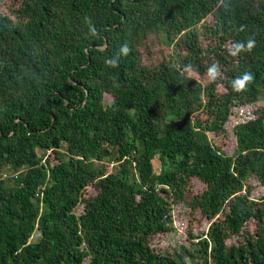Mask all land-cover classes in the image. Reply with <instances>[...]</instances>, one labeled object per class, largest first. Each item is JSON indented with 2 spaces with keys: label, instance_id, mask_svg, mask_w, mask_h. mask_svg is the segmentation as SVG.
I'll return each mask as SVG.
<instances>
[{
  "label": "trees",
  "instance_id": "trees-1",
  "mask_svg": "<svg viewBox=\"0 0 264 264\" xmlns=\"http://www.w3.org/2000/svg\"><path fill=\"white\" fill-rule=\"evenodd\" d=\"M11 2L0 10V264H264V195L252 194L264 188V106L247 110L264 100V0ZM250 38V52L229 54Z\"/></svg>",
  "mask_w": 264,
  "mask_h": 264
},
{
  "label": "rangeland",
  "instance_id": "rangeland-1",
  "mask_svg": "<svg viewBox=\"0 0 264 264\" xmlns=\"http://www.w3.org/2000/svg\"><path fill=\"white\" fill-rule=\"evenodd\" d=\"M12 0H0V10L1 11H7L8 10V4H11ZM161 41H163L165 39V37H158ZM166 43V42H164ZM169 51V55H172L173 54V50H174V45H171L168 49ZM194 75V74H193ZM202 81H204L202 79ZM205 82V81H204ZM105 99L107 102H110L113 100V96L111 94H106L105 95ZM247 110L249 111L251 109V107H257V106H264V100L262 101H258L256 104L254 103H250V104H247ZM248 111L245 110V113L248 114ZM251 115V114H250ZM251 117H253L251 115ZM175 118V116H172V117H169L167 116L166 119L167 120H173ZM175 120V119H174ZM227 133H228V137L230 139V142L231 144L233 145H236V142H237V139H236V135H235V132H234V128L232 127V125H227ZM209 136L212 137V133H209ZM108 149H110L108 146H106ZM105 163V162H104ZM109 171L110 170H113L116 165H117V162H107L106 163ZM158 164L159 163H156L155 162V167L158 168ZM8 173L9 171L6 170L5 172L2 173V176L6 177L8 176ZM246 182H249V183H254V180L252 179H247ZM249 186L251 187H254V185H245L244 188H249ZM205 188V185H190V189L189 191L192 193H198V192H201L203 189ZM247 188V189H248ZM246 189V190H247ZM90 190H92V187H89V190H87V192H90ZM253 196L257 199L261 198L263 195H264V188L261 187V186H256V188L253 190L252 192ZM175 209V208H174ZM177 209V208H176ZM185 211H183L182 213H180L179 215H176L173 219H174V225L176 226L177 228V235H174V239L177 241L179 238L183 237L185 235V227H186V213H187V204L185 206ZM82 211V205H80L76 212L77 213H80ZM213 223V220L211 221H204L202 226H200V232H207L209 229H210V226L211 224ZM176 241H174V245H177L179 242L176 243ZM233 242L236 241V239H233L232 240ZM187 246L189 245L188 243L186 244ZM183 247V246H182ZM181 249V247H180ZM181 259H182V264H193V261H191V256L190 255H185V254H179Z\"/></svg>",
  "mask_w": 264,
  "mask_h": 264
},
{
  "label": "clouds",
  "instance_id": "clouds-1",
  "mask_svg": "<svg viewBox=\"0 0 264 264\" xmlns=\"http://www.w3.org/2000/svg\"><path fill=\"white\" fill-rule=\"evenodd\" d=\"M89 23V31L92 36H97V30L92 25L91 21H88ZM255 47V40L254 39H248L247 42H237L235 44H232L228 48V52L231 56L235 57L241 52H250ZM131 49L127 44H124L120 49L119 53L115 58L107 59L105 61V64L110 67H116L118 65V60L120 55L127 56L130 53ZM184 71L189 75L192 76L193 74V67L192 65H187L184 69ZM207 76L209 80L216 81L217 78L220 76V68L218 64H212L207 69ZM253 76L250 72H245L243 75L235 78L232 81V89L236 93H241L246 90L247 86L252 82Z\"/></svg>",
  "mask_w": 264,
  "mask_h": 264
}]
</instances>
